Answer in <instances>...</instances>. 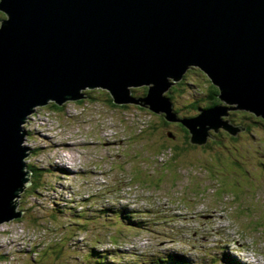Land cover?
Returning a JSON list of instances; mask_svg holds the SVG:
<instances>
[{
    "label": "rangeland",
    "instance_id": "1",
    "mask_svg": "<svg viewBox=\"0 0 264 264\" xmlns=\"http://www.w3.org/2000/svg\"><path fill=\"white\" fill-rule=\"evenodd\" d=\"M182 84L172 103L180 118H193L188 107L207 105L211 83L193 70ZM107 93L30 119L27 162L43 171L38 190L31 183L20 199L22 218L0 225V264H152L175 253L192 264H264L258 117L231 111L226 119L249 131L232 139L222 129L171 158L159 155L162 144L182 146L184 133L148 109L113 106ZM93 248L106 256L98 261Z\"/></svg>",
    "mask_w": 264,
    "mask_h": 264
},
{
    "label": "water",
    "instance_id": "2",
    "mask_svg": "<svg viewBox=\"0 0 264 264\" xmlns=\"http://www.w3.org/2000/svg\"><path fill=\"white\" fill-rule=\"evenodd\" d=\"M0 12V225L24 214L26 127L40 108L104 90L114 105L181 123L197 146L211 131L246 130L231 111L264 120V0H0ZM192 68L221 104L180 118L168 93Z\"/></svg>",
    "mask_w": 264,
    "mask_h": 264
},
{
    "label": "trees",
    "instance_id": "3",
    "mask_svg": "<svg viewBox=\"0 0 264 264\" xmlns=\"http://www.w3.org/2000/svg\"><path fill=\"white\" fill-rule=\"evenodd\" d=\"M211 83V82H210ZM178 86H181V85H178ZM144 88V90L142 89V87H141V89L140 88H138V89H136V90H134V95H135V92H137V94H140V93H142L141 94V96H138V97H145L146 96V94H147V92H148V88L147 87H143ZM177 88L176 87H173L172 89H171V91L168 93V96L172 99V101H173V94L176 92V91H180V90H176ZM88 93V97H89V99H92V98H94V99H96L97 98V95H103V93H104V91H100V90H93V91H88L87 92ZM218 95H219V89L217 88V87H215L212 83L208 86V91H207V93H206V99H207V101H208V103H207V105H205L204 107H202V106H198L197 104H192V105H190L188 108H191V109H193L194 110V112H196V115H197V113H198V110H200V109H209V108H212V107H214V106H216V105H219V104H221V101L219 100V98H218ZM107 96H108V99H109V101L113 104V102H112V100H111V96L109 95V93H107ZM82 102V101H81ZM49 106H51V107H53V108H55V109H57V110H62V109H64V108H59V107H57L56 105H54V104H51V105H49ZM113 106H115L114 104H113ZM174 110H175V112L176 113H178L177 111H176V109H175V107H174ZM195 115V116H196ZM194 116V117H195ZM249 116V115H248ZM164 124L165 125H171V124H166L165 122H164ZM175 126H177V128L179 129V130H181L182 129V133H184V135H185V138H186V141H184L183 143H185V144H182V146H179V145H175V146H172V147H168V145H164V144H162V151L159 153V155L160 154H170L171 155V158H176L177 156H180V154L182 155L183 154V152H186V151H189L188 149H190L189 147H191L192 145H190L191 143H190V133H189V131L181 124V123H176V124H174ZM244 127H246L245 125H243ZM248 129V131H249V127H246V130ZM211 135L213 136V137H211L210 139H209V141L211 140H213V139H215V137H219V136H221V134L220 133H215L214 131H211ZM167 137H168V139L170 140H173L174 139V135L173 134H171L170 132L167 134ZM234 137V136H233ZM235 137H238V136H235ZM237 139V138H236ZM209 141H208V143H209ZM208 143L206 144V145H208ZM31 169V171H32V176H33V178L34 179H36V181H34L33 180V178H32V187H31V189H32V191L34 192V191H36V190H38V179H39V172H41V171H43V170H40V169H38L37 167H32V168H30ZM39 170V171H38ZM60 171H63V168H60L59 169ZM113 212V211H112ZM124 212V211H123ZM122 214V213H121ZM81 215H83V214H81ZM115 218L117 219V217L115 216ZM119 218V217H118ZM77 220H83V219H77ZM109 220H110V218H109ZM120 220V219H119ZM122 220V219H121ZM124 221V220H123ZM125 221H128L129 223H131L132 225H135V223L134 222H132L133 220H131V218H130V216L129 217H127V219H125ZM124 221V222H125ZM76 224H78V223H76ZM80 224V223H79ZM116 243V242H115ZM117 245H119V243H116ZM100 253L101 252H99V251H97L96 249H92V254L91 255H93L94 257H99L100 259L98 260V261H100L103 257H105L106 255H103V254H101L100 255ZM106 253V252H105ZM169 255V254H168ZM167 255V256H168ZM93 256H92V258H93ZM162 256V257H160V258H158L156 261H154L152 264H192L191 262H190V259L188 258V257H186L185 255H179V254H174V255H171V256ZM163 257H164V259H163ZM94 259V258H93ZM167 259L168 260H170V263H169V261H167ZM230 264H233V263H230ZM235 264V263H234Z\"/></svg>",
    "mask_w": 264,
    "mask_h": 264
},
{
    "label": "flooded vegetation",
    "instance_id": "4",
    "mask_svg": "<svg viewBox=\"0 0 264 264\" xmlns=\"http://www.w3.org/2000/svg\"><path fill=\"white\" fill-rule=\"evenodd\" d=\"M5 19V15L2 13V12H0V24H1V21L2 20H4ZM193 70H199L202 74H204L200 69H198V68H192V69H190L188 72H190V71H193ZM188 72L186 73V75H185V77H184V79L181 81V82H179L176 86H178V85H183L182 84V82L186 79V76H187V74H188ZM205 75V74H204ZM206 76V75H205ZM207 77V76H206ZM176 86H174V87H176ZM246 114V115H249V113H247V112H235V113H231V116H230V118L231 117H234L233 115L234 114H237V115H240V114ZM162 117H163V119H164V121H165V123H167V124H170L169 122H167L166 120H165V118H164V115H161ZM256 118V117H255ZM256 119H259V121L258 122H256V123H258L259 124V122H262L263 124H264V120H262V119H260V118H256ZM163 121V122H164ZM232 121V120H231ZM233 122V121H232ZM171 125H174V124H171ZM246 126V125H245ZM246 127H248V126H246ZM181 132H182V129L180 130ZM248 131V129L246 130V132ZM221 132H223V131H221ZM224 134H225V132H223ZM227 134V133H226ZM242 134V133H241ZM241 134H239V135H241ZM227 135H229V134H227ZM235 138H237V137H232V139H235ZM35 263V261L33 262L32 261V264H34ZM35 264H39V263H35Z\"/></svg>",
    "mask_w": 264,
    "mask_h": 264
}]
</instances>
